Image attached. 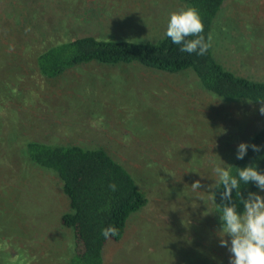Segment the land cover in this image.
<instances>
[{"label":"rangeland","instance_id":"374dc122","mask_svg":"<svg viewBox=\"0 0 264 264\" xmlns=\"http://www.w3.org/2000/svg\"><path fill=\"white\" fill-rule=\"evenodd\" d=\"M29 3L52 41L81 33L154 41L166 33L171 12L189 7L183 0ZM16 5L0 0V38L21 65L19 82L0 94V264H68L76 245L73 229L59 219L69 210L61 180L23 157L24 136L102 146L145 192L147 201L129 215L122 238L106 243L104 264H230L231 237L228 247L220 245L210 204L212 168L229 162L264 123L262 102L218 97L190 68L91 62L44 76L33 63L36 52L16 43L43 33L34 28V14L32 23L19 24L16 17L31 9L17 13ZM210 35L225 66L264 79V0H225ZM197 180L202 187L193 191ZM255 193L264 197L260 188Z\"/></svg>","mask_w":264,"mask_h":264},{"label":"trees","instance_id":"16d2710c","mask_svg":"<svg viewBox=\"0 0 264 264\" xmlns=\"http://www.w3.org/2000/svg\"><path fill=\"white\" fill-rule=\"evenodd\" d=\"M183 1L189 7L198 10L205 26L203 35L207 39L216 25L225 0ZM29 2L30 0H18V5L14 7L17 13L27 8L31 11L22 20L17 17L16 20L19 24L22 23L21 26L29 25L34 14V28L43 33L41 28L43 24L39 26V21H36V8L32 6L30 8ZM46 21L45 24L49 23ZM44 34L29 37V41L23 40L22 37L16 43L18 46L23 43L22 48L26 52H36L33 63L38 72L47 77H54L79 63L91 62L137 63L147 68L168 72L190 68L201 86L218 97L253 102L264 100V79H256L225 66L214 55L212 47L204 56L182 52L181 46L174 44L166 33L154 41L101 37L93 33H81L52 41L51 34L43 37ZM3 41L4 36L0 38V94L9 93L12 85H16L21 76L20 60L14 52L5 49L6 43ZM1 58L7 59L10 67L3 64ZM21 138L19 150L21 149L23 157L53 170L60 178L62 190L68 198L69 210L62 212L59 218L64 226L73 229L76 238L75 250L70 255L68 264H104L106 243L109 240L116 242L122 238L129 215L145 205L147 201L145 192L139 187L126 165L102 146L47 142L30 136ZM244 143L250 145L244 158L237 159L236 152L224 167L230 168L234 176L237 175L239 168L253 164L264 173V123L253 131ZM252 144L257 145L260 151H254L251 148ZM12 154L9 153L8 157ZM112 183L117 185L116 191L110 189L109 185ZM258 189L254 182H250L246 185L241 183L240 191L242 197L247 199L250 192L255 193ZM224 190L223 186L213 189L215 199L212 195L210 203L221 228L220 206L234 203L240 214L244 211V205L236 196V190H233L231 201L222 198ZM109 226L117 228L118 235L105 239L101 234L102 229Z\"/></svg>","mask_w":264,"mask_h":264},{"label":"clouds","instance_id":"9594fccd","mask_svg":"<svg viewBox=\"0 0 264 264\" xmlns=\"http://www.w3.org/2000/svg\"><path fill=\"white\" fill-rule=\"evenodd\" d=\"M204 23L194 7L182 8L173 11L169 15L166 36L171 41L180 45V51L186 53H196L204 56L211 48L212 36L205 38ZM259 109L261 115H264V100L261 101ZM250 145L240 143L237 149V159H243L247 154ZM251 148L259 152L260 148L252 144ZM213 179L215 183L209 185L210 189L223 186L225 189L222 198L231 201L233 190H236V196L244 205L243 214L237 211L236 204H224L220 206V219L222 228L219 231L220 245L229 246V240L225 237H231L229 252L232 254L230 264H264V197L257 193L250 192L247 199L241 195V183L246 185L254 182L258 188L264 190V173L258 170L256 165H249L239 168L237 175H232L230 168L216 163L212 168ZM203 177V176H202ZM112 191H116L117 185H109ZM201 181L197 180L192 185L193 191L201 189ZM213 199L215 193L212 192ZM207 215V214H206ZM105 239L118 235V229L109 226L102 229L101 233Z\"/></svg>","mask_w":264,"mask_h":264}]
</instances>
